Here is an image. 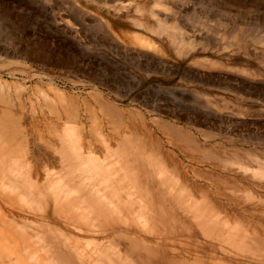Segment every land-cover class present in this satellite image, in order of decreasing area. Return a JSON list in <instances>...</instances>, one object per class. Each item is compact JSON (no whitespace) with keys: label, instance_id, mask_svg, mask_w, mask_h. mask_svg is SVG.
I'll return each instance as SVG.
<instances>
[{"label":"rangeland","instance_id":"rangeland-1","mask_svg":"<svg viewBox=\"0 0 264 264\" xmlns=\"http://www.w3.org/2000/svg\"><path fill=\"white\" fill-rule=\"evenodd\" d=\"M159 1L164 4L0 0V82L14 84L9 96L12 111L29 130L28 161L34 153L40 157L33 170L38 176L23 166L0 171L8 194L0 196V254L7 255H0L1 264H264V0H175L182 2L176 6L173 0ZM194 16L206 18L205 23H195ZM157 18L169 21L171 31L167 24L166 32L155 31ZM123 32L151 39L158 52L130 43ZM172 32L175 42L168 37ZM250 32L261 41L248 39ZM14 67L17 70L10 72ZM51 87L75 97L79 108L97 91L121 109L139 113L179 163L184 186L225 221L227 237L210 239L192 225L193 232L187 229L185 220L158 213L157 203L147 202L138 187L129 198L139 205L137 210H127L132 206L125 197L113 205L100 204L90 195L96 186L81 168L52 167L53 156L60 157L35 137L31 117L40 118L39 128L51 141L55 120H42L51 117L44 112L43 95L52 96ZM152 120L191 133L198 145L219 155V167L184 158ZM81 122L88 128L89 120ZM48 172L64 195L76 201V209L86 212L88 224L70 226L64 212L55 211L56 194L40 184ZM197 173H211L218 181ZM120 214L128 218L127 228L114 224ZM84 229L89 231L81 232Z\"/></svg>","mask_w":264,"mask_h":264},{"label":"bare ground","instance_id":"bare-ground-1","mask_svg":"<svg viewBox=\"0 0 264 264\" xmlns=\"http://www.w3.org/2000/svg\"><path fill=\"white\" fill-rule=\"evenodd\" d=\"M173 1L174 6H176L175 3L182 4L183 2V0H181L182 2H177L178 0ZM154 3L155 5L156 3L158 5L164 4L162 1L159 0L158 2ZM117 6L120 10L121 8L119 7V5ZM124 6L122 5V7ZM136 6L138 9L139 6ZM165 7L164 5H162V8ZM205 8V11L211 10ZM151 12L152 11L148 13L153 16L154 13L151 14ZM156 14L155 17L153 16L154 18H156ZM190 14L193 15L192 12ZM223 14L225 15V13ZM207 15L206 17L208 19ZM186 16L191 17L189 16V13L186 14ZM217 16L215 18H212L216 19ZM159 17L161 16L159 15ZM202 18L204 19L205 17L202 16ZM191 19H194V22L197 20L200 23H205L204 20L206 18L203 21L202 19L201 21H199L200 18H196L195 20V16ZM210 21H212V19H210ZM156 23L158 25L156 27L157 30L155 31L160 33L166 32L165 28L167 29V27L169 26V29L171 26V23L170 25L167 24L169 23V21L167 22L166 19L164 20L157 18ZM209 23L212 22H207V24ZM107 24L109 23L107 22ZM166 24L168 25L167 27ZM233 26L235 27V25ZM175 27L176 26H174V28ZM179 29L181 30V28ZM237 29L239 30V28ZM237 29L236 27L234 28L235 31ZM229 30L226 31L229 32ZM119 31L122 32L123 30L119 29ZM210 31H212V29ZM123 33L126 35L130 43L158 52L159 47L151 39H148L140 34L125 32ZM174 33L172 32L173 35L168 34V37L171 41H174ZM235 34L237 35V33L235 32L231 36L235 37ZM228 35H230V33ZM248 35L247 36L250 37L248 39L252 40L253 42L261 41L260 38L256 37V35L254 36V34L251 32ZM181 39H183V37H181ZM184 40L185 38L183 39V42ZM179 42L181 43V41ZM7 56L4 57L6 58ZM9 57L11 59H14L15 55L13 54ZM3 61V65L8 64L9 66L10 62L8 63V60L6 61V59H3ZM13 62L14 61H12L11 63ZM12 70L17 69H15L14 67V69H10L9 71L12 72ZM18 70L20 72L22 71L21 69ZM1 83L2 82H0V171L4 169H10L15 172L17 168L23 166L27 169L28 172L31 171V173L35 176L36 174H38L34 171H36L35 168H37L40 164V157L38 158V154L34 153L35 157H33L32 160L28 161L27 156L30 152L28 144L29 130H27V125L23 124L22 120H20L21 116L16 115V112L12 111V98L9 96V92L14 87V84L3 83L4 85H1ZM51 89L52 96L46 93L43 94L46 98V110H44V112H49L51 114V117L49 118L47 116L42 118V120H55L54 128L50 130L49 134L54 139L52 138L51 141L47 139L45 140V137L42 134L43 131L39 128L40 118H37L36 115H31V117L32 120H34L33 131L35 133V137L42 141V143L44 142L45 147L47 149L52 150V155L58 154L57 156L60 157L58 160L57 158H55V155L53 156V162L55 161L57 162V164H55V162H52V167L58 165L59 169H73L74 167L81 168L82 171L85 172V174H87L90 178L89 181L92 183V185L96 186V189H93L95 191L90 195L96 196L100 204L106 203V201H108L113 205L114 201L118 199L123 201V197H125V199L130 202L132 200H129V198L134 197V192L137 191L138 187V189L142 191L141 194H144L146 196L147 199L145 200H147V202H149L148 199H150L152 201V206V203H157V208L154 207L152 209L156 208L157 211L159 209L161 213H165V216L167 215L176 217L178 220H185L190 225L188 226L187 223H184L185 226H188L186 228H190L192 232L193 229L191 228V225L194 227L195 231L199 232L200 235H203L210 239L222 241L224 240V238L227 237V233L224 230L226 228L222 226L224 225L223 222L225 221H223L218 216V214L213 211L211 206L204 207L202 203H200L205 202L204 198L203 201H197L190 193L189 188L184 186L181 181L182 174L179 170V163L175 160L172 155L167 153V151L162 147L161 142L154 138L153 132H151V129L148 128L147 123L141 117V115H139V113L131 110L126 111L121 109L114 102L103 98L102 95L97 91H92L90 95L91 101L89 103L83 101L81 103V108H79L78 101L75 97L68 96L66 92L60 89L54 87H51ZM15 92L13 96L15 95ZM15 97L17 98L18 96L16 95ZM19 106L20 108H22L21 101H19ZM31 111L34 112L33 106ZM81 120L90 121L88 128L83 125ZM106 123L108 125H106ZM152 125L156 128L158 132L161 133V135L166 138L167 143L170 144L174 149H176L180 154H182L184 158L196 162H212L213 164L211 163V165L213 167H219V162L221 163L222 161L219 155L214 154L209 148H205L201 145H198L192 134L188 131L181 129L176 125L170 124L164 120H152ZM86 137L89 138L87 139ZM54 159H57L58 161ZM41 164H43L44 167L45 163L41 162ZM45 166H47V163L45 164ZM48 168H50V166ZM49 172L46 173V175L44 176V181L40 182V184L43 185V187L48 186L50 189H52V194H56L54 198L56 206L55 211L57 213L64 212L67 222L72 224L70 226H73L74 222L81 223L82 225L83 223L88 224L89 216H87L86 212L80 210L78 211L76 209V201L73 202L70 198H67L64 195V192L59 189L56 180L49 178ZM129 174H131V176H129ZM197 175L202 176L206 180L210 179L213 180V182L218 181V179L214 178L211 173H197ZM36 181L38 180L36 179ZM4 182V178L2 177V180L0 178L1 197H6L8 195L4 189ZM104 187L105 190H103V192L105 193L101 192ZM141 194L139 193V195ZM90 195L88 196L91 197ZM9 197L10 196H8L7 198L10 200L11 198ZM130 204L132 207L129 209L127 208L128 211L131 210L130 212H132V210L134 211L136 208L139 207V205L138 207L136 206L135 201L134 203L130 202ZM156 209L155 212H157ZM137 215L139 216V213ZM121 216L122 215L120 214V217ZM120 217L118 216L117 218H115L114 224H123L125 227L126 223L128 222L124 221L128 218L125 216L126 218L125 220H123V216L122 219H120ZM121 220L123 221L121 222ZM184 224L182 225L184 226ZM128 225L130 224L128 223ZM131 226H133L132 222ZM73 228L75 229V226ZM125 228H127V225ZM183 229L185 230V227ZM91 230L92 229H90V231ZM83 231L87 232L89 230L84 229L81 232ZM80 241L81 240L79 239V242ZM20 250L19 247L16 248V252H19ZM5 255L6 254L3 255L4 257H2L1 255V259H4ZM1 263L2 262H0V264ZM20 263L21 262H18V264Z\"/></svg>","mask_w":264,"mask_h":264}]
</instances>
